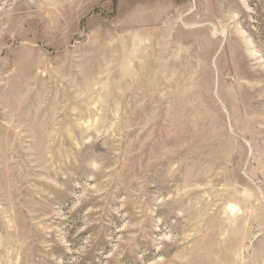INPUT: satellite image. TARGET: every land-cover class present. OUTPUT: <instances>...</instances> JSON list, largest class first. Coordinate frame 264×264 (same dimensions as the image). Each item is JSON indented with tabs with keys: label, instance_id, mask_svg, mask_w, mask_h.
I'll use <instances>...</instances> for the list:
<instances>
[{
	"label": "rangeland",
	"instance_id": "rangeland-1",
	"mask_svg": "<svg viewBox=\"0 0 264 264\" xmlns=\"http://www.w3.org/2000/svg\"><path fill=\"white\" fill-rule=\"evenodd\" d=\"M0 264H264V0H0Z\"/></svg>",
	"mask_w": 264,
	"mask_h": 264
}]
</instances>
